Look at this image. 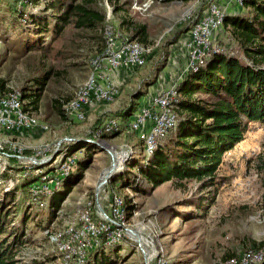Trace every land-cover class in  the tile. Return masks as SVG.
<instances>
[{"label":"rangeland","instance_id":"obj_1","mask_svg":"<svg viewBox=\"0 0 264 264\" xmlns=\"http://www.w3.org/2000/svg\"><path fill=\"white\" fill-rule=\"evenodd\" d=\"M8 1L15 3L14 0H0V83H3V91L21 93L24 88L23 92L30 94L38 90L39 79H46L36 108L26 106L36 118V124L24 130H0L2 151L19 150L26 156L21 160L0 157V202L4 200L7 204L3 192L14 187L20 174L16 170L21 167L33 171L44 165L34 174L54 168L49 174L56 175L58 164L67 167L75 156L76 162L65 167L67 173L80 171L78 160L88 164L82 179L71 189L58 212L51 214L46 207L40 210L36 206L39 204L34 202L24 225L27 243L20 249L16 264H59V240L80 227L84 214L91 216L93 212L95 217L104 216L97 212V205L108 211V216L113 214L116 198H121L124 206L119 223L131 233L126 235L123 228L115 225L111 229L117 228L120 236L111 244L99 243L89 252V259L102 248L97 255L114 260V264H237L247 252H262L261 260L250 263L261 264L264 260V171L257 162L264 145V124L253 123L244 140L225 154L214 184L204 186L196 179H172L150 188L146 182L135 180L133 184L138 186V191L122 187L119 181L113 183V178L132 179L127 161L133 156L136 165L143 163L144 144L142 147L140 141L144 143L145 134L139 132L138 126L133 128L130 119L128 126L136 134L125 130L122 124L101 137L96 135L101 123L126 107L130 94L143 86L145 80H159L164 89L178 84L189 69L197 67L199 62L188 65L185 55L187 28L202 16L209 2L218 3L219 0H97L98 8L106 16L104 29H81L66 24L58 35L54 32L56 11L46 10L45 0H34L32 6H27L28 11L36 14V25L29 20L19 23V14ZM242 10L240 6L234 13ZM122 20L127 23L122 25ZM44 21L48 22V31L43 33L38 28ZM143 25L147 29L146 40L141 41L140 36L131 37L135 28ZM114 26L119 31L118 36ZM219 27L216 42L223 51L235 52L237 45L230 28ZM106 30L114 36L116 44L123 36L145 45L149 49L145 63L130 70L134 77L130 82L116 85L118 94L112 100L96 105L82 121L76 120L64 114L63 106L86 80L91 62L100 55L105 56ZM149 95L147 91L141 103L148 100ZM29 99L24 98V107ZM78 138L97 142L99 146L65 156L62 150ZM45 146L54 149L47 152L42 162L41 159L30 161L35 152ZM54 152L56 156L51 159ZM120 162L122 168L115 170ZM6 170L7 175H2ZM129 170L137 172L136 167H129ZM44 178L37 185L50 186L44 190L49 192L56 181H48L49 176ZM127 204L133 207L126 219ZM11 207L10 217L18 226L20 215L13 214L15 209ZM147 255H151L149 260Z\"/></svg>","mask_w":264,"mask_h":264},{"label":"trees","instance_id":"obj_2","mask_svg":"<svg viewBox=\"0 0 264 264\" xmlns=\"http://www.w3.org/2000/svg\"><path fill=\"white\" fill-rule=\"evenodd\" d=\"M14 1L13 8L19 14L17 21L24 24L29 20L36 25L34 18L36 14L27 10V6H32L34 0ZM44 3L46 10L56 11L55 35H58L66 24H73L75 28L81 29L105 28L106 16L98 8L97 0H45ZM242 6V12L225 14L222 22V25L230 28L237 50L235 52L212 50L204 62H199L196 68L188 70L175 85L178 92L174 106L178 117L176 126L169 131L168 135L158 137L155 150L143 156L142 164L136 165L133 156L128 159L127 167L133 176L132 179L117 176L113 178V183L119 181L122 187H131L135 191L139 189L133 184L135 180L146 182L150 188H155L172 179L179 181L196 179L202 181L204 186L212 185L217 179L216 175L225 154L244 140L253 123L264 124V0H245ZM246 8L250 10L246 11ZM117 9L114 10L117 11ZM196 21H192L191 26L187 28L188 32ZM47 23L42 22L38 28L39 31L43 33L48 31ZM126 23V20H122L121 24ZM113 28L118 36L119 31L115 26ZM106 34L108 35V32ZM136 36H140L141 41H145L146 26H137L131 37ZM120 39L134 40L123 36H120ZM45 79L46 77H43L38 80L40 86L33 93L26 94L23 92L24 88L19 89L23 100L30 98L25 109L29 106L30 109L31 106L36 108L39 91L43 89ZM155 82V79L145 80L143 86L130 94L126 107L111 116L120 120V126L123 124L125 130L136 134L130 129L128 122L138 110L140 99L147 94V89ZM3 89V83H0V92L4 93ZM58 111L62 116L63 110ZM140 143L143 147L144 143L142 141ZM96 145L97 143L93 141L78 138L62 151L65 156H72L80 149H93ZM78 162L80 171L60 174L59 178H53L55 175L49 174L54 171V168L44 172L42 170L38 175L34 174L39 168L43 169L44 165L37 166V169L33 168V171L29 168L26 170V167L16 170L20 174L18 173V178L15 179L14 187L3 192V199L7 198L8 202L7 204L4 200L0 202V264L17 263L16 257L27 243L24 225L28 220V211L34 202L39 204L36 205L38 209L42 210L46 207L51 214L61 209L71 189L82 179L83 170L88 167L86 162L82 160ZM257 163V166L264 171V145ZM129 167H136L137 172H131ZM6 173L8 170L2 172V175L6 176ZM44 176H49L47 180H55L56 183L51 186L49 192L34 195L33 187L38 182L44 181ZM10 207L15 209L13 214L20 215L18 226L10 217L12 212ZM132 207L128 204L125 206L126 219ZM91 214L94 220L100 218L95 217L93 212ZM114 226L111 225V228ZM103 235L101 241H103ZM100 249L102 248L94 252L93 259L88 258L91 251L89 250L84 261L80 262L82 264H114V260L105 258L102 254L97 255ZM87 259L89 260L86 262ZM261 264H264V260Z\"/></svg>","mask_w":264,"mask_h":264},{"label":"built area","instance_id":"obj_3","mask_svg":"<svg viewBox=\"0 0 264 264\" xmlns=\"http://www.w3.org/2000/svg\"><path fill=\"white\" fill-rule=\"evenodd\" d=\"M236 5H238V0H233ZM223 13H227V9L224 6H221L216 1L209 2L206 9L201 13L202 15V23L197 27L195 31L189 34L188 38L185 41V47L187 49V59L188 65L196 64L198 62H204L212 50H222L219 43L216 42L217 33H219V18ZM108 36L111 37L112 47L105 59H99L93 63L94 67V75L92 77L91 82L88 84V88L86 92L81 95V104L77 106H73L71 108V114H79L83 113L86 108H89L92 104V99L100 96L108 94V92L115 89L117 86L109 79L108 76L105 75L104 70L106 69H118L122 66L127 67H135L140 62L142 53H132L131 43H127L126 40L119 42L116 44V40L114 36L111 35L109 31ZM187 65V68H188ZM175 85L162 89L159 93L153 96L150 104L140 105L138 110L133 114L131 121L137 123L139 127V132L145 135H152V145L154 143L155 134L160 132V130H156V122L160 120H167L166 110L164 109V101L166 97H174L175 98ZM0 122L6 126L8 130V125L14 124H22L24 130V122H30V119L25 114L19 113V110L15 107V101L12 100H4V98H0ZM163 130H167V135L169 134V128H164ZM108 132V131H106ZM54 148L51 146H45L39 152H35V154L30 158V161H38L44 158L47 155V152L53 150ZM22 152L19 150L10 149L9 151H1L0 155L3 158L17 157L19 160L26 158L21 154ZM41 156L37 159L38 156ZM77 156L75 159H72L67 167H70L74 162H76ZM66 167V168H67ZM65 169V168H64ZM63 173L62 171L55 175L53 178H59V175ZM50 186H42L38 187L40 189H45ZM121 213V207L119 209ZM105 216H108V211L102 212ZM89 224V223H88ZM108 225H119L123 228V233L126 235H130L131 231H126L125 227H123L122 223H116L113 219L108 218ZM91 229H94L91 227ZM113 242L112 235L109 233H105L103 235V241H99V243H107ZM68 248V246H67ZM256 255V254H254ZM246 258L238 259L237 264H243V261Z\"/></svg>","mask_w":264,"mask_h":264},{"label":"bare ground","instance_id":"obj_4","mask_svg":"<svg viewBox=\"0 0 264 264\" xmlns=\"http://www.w3.org/2000/svg\"><path fill=\"white\" fill-rule=\"evenodd\" d=\"M245 0H238V5L242 6ZM223 16L224 14L220 15L219 18V26L222 25L223 22ZM202 23V16H200L197 21L192 25L191 29L189 30V33H192L201 25ZM106 32L109 33V30H106ZM127 43H131L132 46V53H142L140 62L137 66H142L145 63L146 53L149 50L145 45L138 42L137 40H129L126 41ZM112 47V40L111 37L107 35V45L105 48V56L102 57L101 55L96 57L91 62V68L89 70V73L87 75L86 80L80 84V86L77 88L76 92L74 93L73 97L64 105L63 110L64 114L71 116L75 118L76 120H83L85 118V111L83 113L79 114H71V108L73 106H77L81 104V95H83L86 92V89L88 88L89 82H91L92 77L94 75V67L93 63L95 61H98L99 59H105L106 55L108 54V51H110ZM222 50H214V52H220ZM197 64V63H196ZM195 64H191V66H194ZM177 90L175 87V98L174 97H166V100L164 101V109L166 110L167 114V120H160L156 122V130H160V132H157L155 134L154 143L152 145V135H145V141H144V148L143 152L146 155L151 154L157 145L158 137L166 135L167 130H163L164 128H169V131L172 130L177 123V113L175 111V102L177 97ZM118 94L117 87L115 89H112V91L108 92V94L100 95L92 99V104L94 103H100V102H106L108 100H112L116 95ZM0 98H4V100H12L15 101V107L19 110V113L25 114L29 117L30 122H24V128L32 127L36 124V118L31 114L28 110L24 108V100L21 98V93L16 91H10V92H0ZM86 110V109H85ZM102 125L98 128L96 135L99 136L107 133L106 131L110 132L112 129L119 128L120 121L117 118H107ZM133 128H136L138 125L135 122L131 121L130 124ZM23 128L22 124H14V125H8V130H20ZM0 130H7L6 126L3 125L2 122H0ZM103 136V135H102ZM101 137V136H100ZM0 150H3L2 144H0ZM41 151V150H39ZM2 157V155H0ZM43 159L40 160L42 162ZM65 164H58V167L56 168L57 174H59L63 169V174H66V168ZM65 168V169H64ZM122 168L121 162L120 164L116 165L115 170H120ZM102 184V183H101ZM40 185V184H38ZM37 184L33 187L32 192L34 195L39 194L40 192H47L44 190L39 189ZM35 197V196H34ZM114 203L116 204V209H119L121 207V211L115 210L113 214H110V216H102L100 217L99 221H95L91 216L84 214L82 216V223L79 228L72 229L68 232L67 238L64 240H59V252H60V259L59 264H71L72 262H80L82 261L86 255L87 252L95 246L99 244V241H101V237L105 233H109L112 235V241L114 242L117 239V236H120V232L111 229V225H108V218L113 219L114 222L119 223L121 221V218L123 216V200L121 198H116L114 200ZM97 212L102 213V211L97 210ZM103 214V213H102ZM114 216V218H113ZM89 223V224H88ZM119 226V225H118ZM93 227L94 229H91ZM113 242H107V244H111ZM68 246V248H67ZM256 254V255H254ZM262 252H247L244 254L242 258H246L243 261V264H250L252 260L259 261L262 258ZM148 260L151 258V255H147ZM149 262V261H148Z\"/></svg>","mask_w":264,"mask_h":264},{"label":"crops","instance_id":"obj_5","mask_svg":"<svg viewBox=\"0 0 264 264\" xmlns=\"http://www.w3.org/2000/svg\"><path fill=\"white\" fill-rule=\"evenodd\" d=\"M10 3V1H8ZM221 6H224L226 9H227V12L226 14H234V10L237 8L239 9V5H236V3L233 1V0H228V1H225V0H219L218 2ZM11 4V3H10ZM9 4V5H10ZM13 6V3L11 4ZM189 33V32H188ZM190 34V33H189ZM184 48H185V55H187V50H186V47H185V42H184ZM135 67H127V66H122L118 69H106L104 70V73L106 76L109 77V79L115 84V85H120V84H123V83H128L130 82L134 77H132V73H130L131 69H134ZM162 84H159V80L156 81L153 85H151L149 87V89H151V91L148 90V100L144 99L143 103H141V99H143V97L140 99V105H147V104H150L153 96H155L157 93H159L160 90L163 89V87H161ZM158 91V92H157ZM103 103L105 102H101V103H94L93 105H91L89 108H86L85 110V115H87V112L91 111L92 109L96 108L95 106L97 105H102ZM5 131H16V130H5ZM137 133H139L137 131ZM242 142V141H241ZM240 142V143H241ZM240 143H238L237 145H239ZM237 145L235 147H237ZM230 152V151H229Z\"/></svg>","mask_w":264,"mask_h":264},{"label":"water","instance_id":"obj_6","mask_svg":"<svg viewBox=\"0 0 264 264\" xmlns=\"http://www.w3.org/2000/svg\"><path fill=\"white\" fill-rule=\"evenodd\" d=\"M96 143H97V142H96ZM55 156H56V154H55V152H54V154L52 155V158H51V159H53ZM105 182H106V179L103 181L102 184H104ZM97 210H100V211L104 212L103 208H101L99 205H97ZM130 230H131V229H130Z\"/></svg>","mask_w":264,"mask_h":264}]
</instances>
